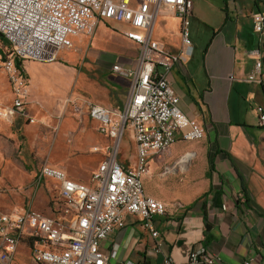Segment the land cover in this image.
<instances>
[{"label":"crops","instance_id":"obj_1","mask_svg":"<svg viewBox=\"0 0 264 264\" xmlns=\"http://www.w3.org/2000/svg\"><path fill=\"white\" fill-rule=\"evenodd\" d=\"M219 1L212 4L216 15L212 22L195 16L192 1L193 53L168 74L180 110L202 123L206 135L198 141L179 140L167 151L149 157L151 172L144 178L145 193L166 203L164 216L154 219L160 237L153 238L134 216L128 215L125 227L101 243L104 253H116L108 264H164L167 257L178 264H189L190 253L199 246L214 256L216 264H243L250 258H255V264H264V126H260L256 111L264 108V86L248 81L255 61L247 55L259 46L253 16L264 9V0ZM180 23L174 16L156 20L153 37L162 48L179 51ZM104 25L117 30L121 39L116 43L128 54L123 64L128 65L138 55V46L123 34L130 26ZM157 28L167 29V33L156 37ZM74 41L73 48L62 51L55 62H23L27 91L23 114L10 113L14 94L4 73V96L8 97H0V130L45 129L49 130L48 138L51 130H56L59 136L52 139V160L48 162L64 170L69 178L89 185L110 145L98 131L99 122L90 116L91 107L101 106L115 115L124 112L132 79L113 71L118 61L96 69L83 66L79 71L87 38L78 36ZM4 57L0 55V62ZM54 89L62 92L56 113L61 120L53 119L52 112H40L43 101H55ZM66 134L74 137L69 139ZM63 139L71 145L60 155ZM120 155L121 149L118 159L129 165ZM187 175L191 177L187 185L172 186L173 180ZM49 182L58 193L60 184L46 179L41 183L44 194L49 193ZM53 202L54 198L48 199L46 212L36 210L35 202L31 208L45 214ZM24 246H20L18 264ZM155 247L159 248L157 253L152 252ZM30 256L33 262L31 252Z\"/></svg>","mask_w":264,"mask_h":264},{"label":"built area","instance_id":"obj_2","mask_svg":"<svg viewBox=\"0 0 264 264\" xmlns=\"http://www.w3.org/2000/svg\"><path fill=\"white\" fill-rule=\"evenodd\" d=\"M193 7L191 0H0V35L9 45L0 67L12 86V115L24 112L23 62L57 61L62 51L73 48L74 38L85 36L91 41L100 23L129 25L123 34L138 46L137 57L128 65L113 66L114 72L132 79L124 112L115 115L110 109L91 107L99 133L110 140L91 184L69 178L48 161L42 164L35 178L37 186L46 179L58 182L57 202L45 214L31 206L0 209V264H18L20 246L27 241L35 264H108L116 253H104L101 243L125 227L128 215L153 238L160 237L154 219L164 216L166 203L145 193L144 178L151 172L149 157L167 151L179 140L198 141L206 135L202 123L180 110L179 97L168 79L176 64L192 56ZM164 15L181 21V48L175 53L153 37L156 20ZM253 30L259 46L247 53L255 61L248 81L264 86V9L253 16ZM256 111L264 126V108ZM29 121L35 122L33 118ZM127 131L137 150L132 165L118 159ZM158 251V247L152 250ZM188 263L216 264V259L199 246L190 253ZM164 264L178 263L167 257ZM243 264H255V258Z\"/></svg>","mask_w":264,"mask_h":264},{"label":"rangeland","instance_id":"obj_3","mask_svg":"<svg viewBox=\"0 0 264 264\" xmlns=\"http://www.w3.org/2000/svg\"><path fill=\"white\" fill-rule=\"evenodd\" d=\"M194 2L196 9L194 11L195 16L198 14L204 21L212 22L216 17L212 4H219V0H191ZM193 18H191V24L189 27L191 39L193 33L191 32L195 25H192ZM117 31V30H116ZM114 28L101 24L98 26L97 31L91 41L87 40L84 44L83 54L80 56L79 71L84 66L87 68L91 65L96 69L99 66L106 67L108 63H114L118 61L120 64H124L129 59L128 54H125L118 49L117 38L120 35ZM167 33V29L159 31V28L155 31V36ZM82 39V38H79ZM193 41V39H192ZM75 42V41H74ZM9 45L5 40H0V55L5 56L8 53ZM88 69V68H87ZM58 71V70H57ZM7 83V78L0 67V97L4 96L6 90L4 89ZM62 92L53 90L52 97L54 102L48 100L47 103L43 101L41 108L42 113L52 112L54 113L53 119L58 118L57 112L60 107L57 104V100L60 99ZM45 108V109H44ZM41 116V113H39ZM56 114V115H55ZM60 116L58 119L61 120ZM34 119V118H33ZM35 120V119H34ZM57 120V119H56ZM67 122V121H66ZM65 122V125H66ZM49 130L28 128L23 129L20 132L12 130H0V209L3 211H9L12 209H20L22 207L31 206L35 202V209L39 211H47L48 199L54 202L49 208L55 205L57 202L58 193L52 182L48 184V195L44 194V183L37 186L35 180V174L39 168L50 158L52 150V141L57 139L56 130H51V136L47 137ZM61 134V133H60ZM53 139V140H52ZM45 143V146L44 144ZM69 142L63 139L60 142L59 153H64V150L69 146ZM71 145V144H70ZM133 139L129 131L125 133L123 143L121 145L120 158L132 165L134 163L133 152ZM63 156V155H62ZM61 156V157H62ZM48 159V160H47ZM190 175L182 177V180H173V187L176 185H187L189 183ZM145 192L146 191V185ZM171 188V186H170ZM44 204V205H43ZM46 204V205H45ZM20 264H34L31 260L29 252V243L25 242V246L21 249ZM19 258H17V261Z\"/></svg>","mask_w":264,"mask_h":264},{"label":"trees","instance_id":"obj_4","mask_svg":"<svg viewBox=\"0 0 264 264\" xmlns=\"http://www.w3.org/2000/svg\"><path fill=\"white\" fill-rule=\"evenodd\" d=\"M0 40H3L2 36L0 35ZM29 243V245H31L30 241H27Z\"/></svg>","mask_w":264,"mask_h":264}]
</instances>
